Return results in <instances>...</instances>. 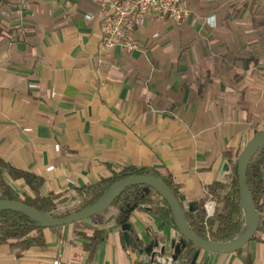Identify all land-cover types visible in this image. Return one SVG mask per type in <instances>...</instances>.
<instances>
[{
  "label": "crops",
  "instance_id": "crops-1",
  "mask_svg": "<svg viewBox=\"0 0 264 264\" xmlns=\"http://www.w3.org/2000/svg\"><path fill=\"white\" fill-rule=\"evenodd\" d=\"M183 1L190 22L147 19L135 30L140 50L101 54L104 14L91 0H33L21 13L0 0V157L42 180L32 189L5 173L15 193L61 200L135 166L171 177L186 204L208 198L215 210L209 188L228 182L264 132V0ZM259 214L244 248L201 251L196 264H264ZM118 215L113 207L46 230V245L24 252L3 245L0 264H158L127 246ZM130 225L165 256L181 238L152 207ZM95 231L104 238L95 246L77 235Z\"/></svg>",
  "mask_w": 264,
  "mask_h": 264
},
{
  "label": "trees",
  "instance_id": "trees-1",
  "mask_svg": "<svg viewBox=\"0 0 264 264\" xmlns=\"http://www.w3.org/2000/svg\"><path fill=\"white\" fill-rule=\"evenodd\" d=\"M5 173L14 181L24 180L25 184L32 189H35V184L42 185V180L33 175L15 170L0 157V200L22 202L45 215L56 218L70 216L96 204L121 180L133 176L155 175L162 178L172 189V192L182 206L190 230L196 236L212 242L225 243L234 240L243 228L238 164L233 169L226 184L217 183L209 188L213 193L219 192L214 200L216 207L211 217L208 216L206 209V205L209 202L208 198L186 204L185 196L180 192L181 187L175 184L171 177L149 168L127 166L111 178L104 179L96 185L79 189L77 194L81 198V201L77 204L78 207L64 214H57L55 212L56 202L60 200V196L42 197L36 191L35 197L27 195L21 197L11 189L6 180ZM247 183L256 208L258 212H261L264 207V147L260 148L250 159L247 171ZM145 205H152L154 212L167 219L177 229L168 203L156 190L146 185L130 186L114 201L112 206L116 207L119 211L117 217L118 225L122 228L123 225L130 224L132 214L137 210L143 209ZM53 229L55 228L45 229L35 220L19 212L12 210L0 211V247L11 245L21 252L27 251L34 246L43 247L46 245L45 231ZM77 235L84 241H89L91 246L98 245L104 239L102 231H95L91 238H88L84 233H78ZM255 238L256 235L253 239ZM127 246L133 250L145 253L150 258L153 256L146 253L147 247H144L143 243L134 234L132 227L129 231ZM196 251L197 249L188 243L186 249L182 250L178 256L177 262L180 264H193ZM152 261L156 263L153 258Z\"/></svg>",
  "mask_w": 264,
  "mask_h": 264
},
{
  "label": "water",
  "instance_id": "water-1",
  "mask_svg": "<svg viewBox=\"0 0 264 264\" xmlns=\"http://www.w3.org/2000/svg\"><path fill=\"white\" fill-rule=\"evenodd\" d=\"M264 147V132L254 137L249 144L243 150L239 162H238V176H239V190H240V207L243 218V228L240 234L232 241L225 243L212 242L196 236L190 230L188 222L185 218L184 211L179 200L176 198L172 189L164 182V180L158 176H133L117 182L96 204L85 208L75 214L64 218H56L53 216L45 215L38 210L18 201L0 200V211L12 210L19 212L23 215L30 217L40 224L45 229L60 228L65 226H71L79 222L92 219L93 217L100 215L108 208L112 206L114 201L120 197L123 192L133 185H146L156 190L162 198L168 203L174 221L176 223L177 232L181 237L179 240L172 242L173 248V261L177 262L178 256L181 251L186 249L187 244L190 243L197 251L193 259V264L198 260L201 251H206L215 254H232L236 253L247 244H249L256 235L259 223L260 214L254 203L252 194L247 183V171L251 157L256 152ZM123 237L125 242H129V231L131 229L130 224L122 226ZM160 244L153 243L146 248L147 254H152L154 259V248L159 249ZM161 247V246H160ZM160 254L165 255V248H160Z\"/></svg>",
  "mask_w": 264,
  "mask_h": 264
},
{
  "label": "built area",
  "instance_id": "built-area-1",
  "mask_svg": "<svg viewBox=\"0 0 264 264\" xmlns=\"http://www.w3.org/2000/svg\"><path fill=\"white\" fill-rule=\"evenodd\" d=\"M33 0H16V6L21 13L29 7ZM99 6L104 14L102 22V37L99 42L101 54L119 49L126 53L140 50V44L135 37V30L147 19L157 22L172 21L176 23L190 22L192 9L183 0H91ZM194 21H192V24ZM155 35L154 38H158ZM229 173V172H228ZM208 216H213V206L207 207ZM154 260L158 264H175L173 254L162 256L160 249L154 250Z\"/></svg>",
  "mask_w": 264,
  "mask_h": 264
},
{
  "label": "rangeland",
  "instance_id": "rangeland-1",
  "mask_svg": "<svg viewBox=\"0 0 264 264\" xmlns=\"http://www.w3.org/2000/svg\"><path fill=\"white\" fill-rule=\"evenodd\" d=\"M18 194H19V196H25V193H23L21 191ZM80 201H81V198L78 195H74V196H71V197H68V198H63V199H61V200L56 202L57 206H56L55 212L57 214H64L67 211H72V210H74L75 208L78 207L77 204ZM145 206L153 208L152 205H145ZM114 208H116V207H114ZM108 209L112 210L113 207H110ZM106 211H104V212H106ZM79 224H83V223H79Z\"/></svg>",
  "mask_w": 264,
  "mask_h": 264
}]
</instances>
